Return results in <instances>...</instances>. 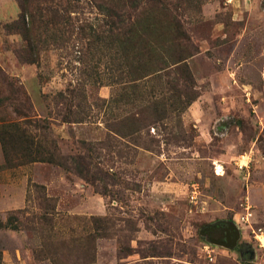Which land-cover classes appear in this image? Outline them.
<instances>
[{"label":"rangeland","instance_id":"374dc122","mask_svg":"<svg viewBox=\"0 0 264 264\" xmlns=\"http://www.w3.org/2000/svg\"><path fill=\"white\" fill-rule=\"evenodd\" d=\"M132 1L153 65L106 1L0 0V264H264V0Z\"/></svg>","mask_w":264,"mask_h":264},{"label":"trees","instance_id":"16d2710c","mask_svg":"<svg viewBox=\"0 0 264 264\" xmlns=\"http://www.w3.org/2000/svg\"><path fill=\"white\" fill-rule=\"evenodd\" d=\"M18 1H19L20 8H21L19 19L24 21L25 16L29 12L28 4L30 1H52V0H18ZM102 1H106L107 3L106 9L108 13L110 15L111 14L114 15L113 17H111L113 20L110 23L112 27H109L108 30L112 32L115 29L117 32L116 31L114 32L117 34L119 33V37H121L124 40H130L129 45H132V47H136L138 51L141 50L145 52V54L147 55V65L149 62H152V65H153L154 62L151 58L152 48L150 47V44L148 43L149 36L146 32V29H148L149 25L146 24L144 20L142 21V16L145 11L144 4L140 5L139 3L140 1H132V0H127V1L125 0H108V1L102 0ZM167 20H168L167 22L168 25L172 26V32H173L170 39L174 40L175 37L178 36L177 32H180L179 22L173 16ZM21 30L23 31L25 36L27 32L30 33L32 31L31 28L26 27L25 25L22 26ZM8 128H14L15 131H7ZM2 133L4 134L9 133V134L17 135L18 138L23 140L25 143L29 142L28 138L26 139L24 135H21L22 133L19 130L17 132V127H15L14 124H10L9 126L0 125V138L1 139H2ZM82 162H84L83 159H82ZM87 166L89 167V165ZM0 260H1V256H0Z\"/></svg>","mask_w":264,"mask_h":264},{"label":"flooded vegetation","instance_id":"af4514ba","mask_svg":"<svg viewBox=\"0 0 264 264\" xmlns=\"http://www.w3.org/2000/svg\"><path fill=\"white\" fill-rule=\"evenodd\" d=\"M202 233L205 234L210 242L220 245H229L239 237L237 226L230 222H215L208 224ZM235 243V245H236Z\"/></svg>","mask_w":264,"mask_h":264},{"label":"water","instance_id":"95a60500","mask_svg":"<svg viewBox=\"0 0 264 264\" xmlns=\"http://www.w3.org/2000/svg\"><path fill=\"white\" fill-rule=\"evenodd\" d=\"M236 241H233L231 244L227 245L229 248H233L235 246ZM217 244V243H216Z\"/></svg>","mask_w":264,"mask_h":264}]
</instances>
